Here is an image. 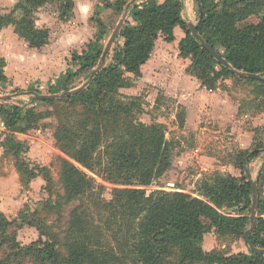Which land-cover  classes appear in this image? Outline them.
I'll list each match as a JSON object with an SVG mask.
<instances>
[{
	"label": "trees",
	"instance_id": "16d2710c",
	"mask_svg": "<svg viewBox=\"0 0 264 264\" xmlns=\"http://www.w3.org/2000/svg\"><path fill=\"white\" fill-rule=\"evenodd\" d=\"M202 21L198 31L203 40L216 49L231 66L242 72L264 77V0H200ZM57 3L61 20L73 15L75 0H17L21 18L0 16V28L12 25L15 34L26 40L31 48L42 49L50 42V30L37 28L35 14L48 4ZM128 0H115L113 9L122 13ZM182 0H149L135 4L129 11L127 23L117 38L106 67L83 92L70 98L45 101L54 106L57 119L54 134L56 145L63 154L58 157L60 185L66 204L87 198L72 209L67 223L71 238L67 245L68 259L63 260L53 249H39L41 260L52 264H260L264 255L239 254L225 257L218 251L206 252L201 242L206 233L221 237L245 238L251 224L252 180L249 169L255 159L263 155L256 128L255 148L244 152L241 160L232 165L241 176L216 172L203 180L191 193L146 188L157 183L172 168L175 146L167 138V127L161 123L150 125L138 119L144 112L141 96L126 97L123 89L134 87L142 77V67L151 58L157 41H175V28L180 27L185 38L179 43L180 57L190 59L187 73L200 81L209 91L218 89V82L229 77L237 83L252 86L255 99L264 108V81L242 79L232 74L193 38L183 19ZM261 16L253 30L239 27L250 17ZM135 21L137 26H133ZM97 43L107 32L103 21L97 22ZM122 44H119L120 40ZM102 48L90 47L82 54H74L79 70L69 73L64 91L80 76L87 81L97 67ZM6 62L0 56V81L6 82ZM128 75H132L130 77ZM43 102V101H33ZM0 117L11 133L21 129L24 122L35 117L30 108L0 106ZM254 140V141H255ZM20 149H21V145ZM38 169V168H37ZM29 171L31 178L44 176L52 188V178L46 168ZM112 187V199L102 198L103 185ZM259 187L258 226L251 232L253 244L264 249V165L257 178ZM49 189V188H48ZM49 189V190H50ZM51 191V197L52 196ZM60 203V201L58 202ZM60 205V204H59ZM51 210L54 207L46 204ZM236 208V209H235ZM28 211L19 218L8 220L0 213V249L7 246L16 257L24 249L17 242V234L8 233L16 223L27 222ZM41 237L47 235L42 233ZM104 230L117 231L112 245L103 243ZM119 234L118 238L117 235ZM122 235V236H121ZM42 241V240H41ZM40 244V243H39ZM45 249V250H44ZM0 264H11L0 259Z\"/></svg>",
	"mask_w": 264,
	"mask_h": 264
},
{
	"label": "rangeland",
	"instance_id": "374dc122",
	"mask_svg": "<svg viewBox=\"0 0 264 264\" xmlns=\"http://www.w3.org/2000/svg\"><path fill=\"white\" fill-rule=\"evenodd\" d=\"M99 1L103 6H97L89 18L77 19L72 16L68 21L61 20L57 3L41 8L35 14V21L39 22L40 27H49L52 34L50 46L40 53L44 60L38 62L35 60L36 69L32 70L33 74H29L26 67L23 73L17 70L16 66L20 67L21 64L15 60L13 65L9 63V77L6 82L0 81V96L14 97L11 101L0 100V106L6 104L26 107L32 109L35 114L33 121L24 122L16 133H11L0 117V206L6 212L2 214L12 221L19 218L22 212L28 211L29 221L24 223L19 221L9 228L8 233L15 232L17 242L24 249L35 246L33 253L26 250L20 252L21 257H16L7 246L0 249V259L8 260L11 264H52L48 260L44 262L41 260L39 249L43 248L53 249L60 253L63 260H67L69 258L67 245L72 240L66 228L71 211L81 201L89 202L85 198L66 204V200L62 199L64 192L60 185V166L57 160L63 154L54 138L57 119L54 115H45L48 112L52 113L55 107L44 102L33 104L32 97L22 94L30 91L42 95L64 94L67 75L75 73L80 68L79 63L73 60L74 54H82L90 47H99L104 51L110 36L122 20L124 11L117 13L113 9L115 0ZM182 1L183 19L197 25L202 14L198 3L195 0ZM13 5L12 0H0V14L14 11L15 16L20 17L21 11L15 10ZM262 17H250L247 21L239 23V27L253 30L261 22ZM99 20L107 26V32L103 40L97 43ZM137 25L135 21L132 27ZM122 43L121 39L119 44ZM169 45L173 47L176 43ZM11 52L16 56L23 52L28 58L36 49H27L26 43L16 39L6 49H0L1 55L9 59L13 57ZM167 58L166 72L164 70L162 74L161 71L159 77L165 83L168 80L170 88L168 94L166 90L145 82L135 84L132 89L121 90L126 97H142L144 112L139 114L138 119L148 125L164 124L167 127V138L175 146L173 163L177 165L174 167L176 172L173 173V178L164 175L157 183L146 188L148 194L160 189L176 191L170 186V183L175 181L177 186L184 190L195 192L203 180H209L213 176L215 166L233 164L236 160H241L244 152L252 151L256 142L254 130L264 128L254 125L259 115L264 116V108L262 100L255 99L252 86L225 77L219 80L218 89L211 93L216 96L209 97L207 101L201 100L196 93L202 89L201 83L185 72L187 62L178 60L172 48L167 50ZM33 59L36 57L33 56ZM188 64H191V61ZM46 66L49 67L48 70L45 69ZM5 73L7 74V71ZM85 80L83 76L74 79L70 83V90L81 87ZM177 85L180 87L179 90H174ZM171 92L174 97L170 95ZM262 123L264 126V117ZM257 139L260 142L259 147H264V131L259 132ZM263 162L262 156L253 161L251 168L247 166L251 180H257ZM39 168L47 169L48 175L52 178L51 189L43 175L39 176L40 178L30 177L29 171ZM232 171H237L238 174L240 172L235 168ZM97 180L98 184L104 186L102 198L110 201L112 187L99 178ZM4 188L11 191L10 198L3 193ZM51 191L53 197L50 196ZM46 204H51L54 209L51 210ZM38 228L47 235L41 237ZM118 231L104 230L103 233L107 236L103 243L119 250L113 237ZM118 236L119 234L117 238ZM201 247L206 252L218 251L225 257L251 254L244 237H221L213 232L204 235ZM260 264H264V261Z\"/></svg>",
	"mask_w": 264,
	"mask_h": 264
},
{
	"label": "crops",
	"instance_id": "0c3cea01",
	"mask_svg": "<svg viewBox=\"0 0 264 264\" xmlns=\"http://www.w3.org/2000/svg\"><path fill=\"white\" fill-rule=\"evenodd\" d=\"M12 1H14L13 7L16 10L17 9L16 8L17 0H12ZM15 1H16V4H15ZM99 5L103 6L102 2L99 1V0H81L80 3L78 2V0H75V8H74L72 16L73 17L75 16L77 19L89 18L90 14ZM17 10H19V9H17ZM13 12L12 11L11 12H3V14H0V16L10 15ZM21 17H22V15L20 17H16V18H21ZM185 22L190 23V22H188L186 20H185ZM35 24H36L37 28H44V27H40L39 22H37V21H35ZM46 28L50 30L49 27H46ZM174 33H175V41L173 43H176V46L171 47L169 45V43L165 42L164 39L161 37L156 43L155 49H154L153 53L151 54L150 60L147 62L146 65H144L142 67V77L139 78L138 79L139 81H136L135 84L140 85V84L145 82V83H147L149 85H152L153 87H160V88L166 90L167 94L169 93V89L170 88H169L168 80L165 83L159 77V75H160L159 73L161 71H162V74H163L164 70L166 72V66H167L166 63L168 62L167 50L169 48H172L175 51V56H176V58L178 60H181L183 62H187V65L185 66V72L187 73V68L191 65V64H188V62H190L191 60L190 59L181 58L180 57V52H179V43H180V41L182 39L185 38V33L180 27H176ZM16 39L23 41V43H26V48L27 49H34V48L30 47L29 43L26 40L21 39L17 34H15L14 27L12 25L4 26V27L0 28V49L1 50L6 49L7 46L13 44V42H15ZM50 42H52V34H51V32H50ZM50 42H49V44H50ZM49 44L47 46H45L44 48L40 49V50L36 49V52H31L32 56H31V54H29L28 58H26V55L23 52H20L19 55H17V56H16V54L14 52H11V54L13 55V57L11 59H9L6 56H2L1 53H0V56L2 58H4V60L6 62V67L4 69L5 72L7 71V74L5 73L6 77L7 78L9 77L8 76V70H9V67H10L9 63L11 65H13V62L15 60L17 62L20 61V64H21L20 67L16 66L17 70H19L21 73H23L24 72V68L26 67V69L29 70V74H33L34 72H32V70L36 69L35 60L37 62L44 60V59H42L43 55L40 54V53H41V51H46V49L50 46ZM33 56L36 57V59H33ZM45 69L48 70L49 67L46 66ZM158 70H160V71H158ZM40 72H42V71H40ZM128 76L133 77L132 75H128ZM132 88H130V89H132ZM179 88L180 87H178V85H177L176 88H174V90H179ZM200 88H202V89L200 91L196 92V93H197V97H200L201 100L207 101L209 99V97L212 98V97L216 96L215 94H211V93H213V91H209L207 88L203 87L201 84H200ZM123 90H127V89H123ZM170 95H172V97H174V94L172 92L170 93ZM187 112H188V117H189V120H190V108L187 109ZM263 117L264 116L259 115V117H257L255 119V122H254L255 127H264L263 123H262ZM263 155H264V153H263ZM263 155H261L260 157H262ZM176 165H177L176 163L175 164L173 163L172 168L165 174L168 178H173V173L176 172V170L174 168ZM263 165H264V162L262 163V165L259 168L258 176H259V173H260ZM250 166L252 167L253 163ZM214 168H215V172L214 173H216V172H220V173H223V174L230 173V174H232L233 176H236V177H240L241 176V172H239V174H238L237 171L236 172L232 171V169L235 168L232 164L223 165V166H215ZM258 176H257V178H258ZM170 186H173L174 188L178 187L179 191H183V192H186V193H191V192H188V191L184 190L182 187L177 186V182L176 181L173 182V183H170ZM263 190H264V187H263ZM3 193L6 195V197L10 198L11 191L8 188H4L3 189ZM191 194L193 196H197L194 193H191ZM263 195H264V193H263ZM0 213H4V214L6 213L5 210H3V208H1V206H0Z\"/></svg>",
	"mask_w": 264,
	"mask_h": 264
},
{
	"label": "water",
	"instance_id": "95a60500",
	"mask_svg": "<svg viewBox=\"0 0 264 264\" xmlns=\"http://www.w3.org/2000/svg\"><path fill=\"white\" fill-rule=\"evenodd\" d=\"M146 1H149V0H132L131 2L127 3L125 10H124L123 18L119 22V24L116 26L112 35L110 36L104 48V51L100 57L97 67L92 72L90 78L81 87L75 90H69L65 92L64 94L42 95V94H38V93L30 91V92H25L22 95L32 97L34 101L45 102V101H54V100H62V99L70 98L72 96L78 95L81 92L85 91L93 83L96 76L106 67L108 63V57L110 56L112 52L113 46L125 27L127 17H128L131 7L135 4H140ZM195 1L201 7L200 0H195ZM202 18H203V13L201 14L199 23L202 21ZM199 23L197 25L187 23L189 27V31L191 35L193 36V38L202 44L203 48L218 62V64L227 68L232 74H234L235 76L239 78L264 81V77L259 74H252V73L242 72V71H238L234 69L231 66V64L216 49H214L209 43L203 40V38L200 36L199 31H198ZM13 98H14L13 96H4V97L0 96V100H3V101H11ZM258 211H259V187H258L257 180L255 181L252 180V207H251V214H250L251 224H250L249 229L245 232V241L252 253H254L255 255L262 256L264 255V249L256 247L250 238L251 232H253L258 226Z\"/></svg>",
	"mask_w": 264,
	"mask_h": 264
},
{
	"label": "built area",
	"instance_id": "2783aa9c",
	"mask_svg": "<svg viewBox=\"0 0 264 264\" xmlns=\"http://www.w3.org/2000/svg\"><path fill=\"white\" fill-rule=\"evenodd\" d=\"M248 167H250V166H248Z\"/></svg>",
	"mask_w": 264,
	"mask_h": 264
}]
</instances>
